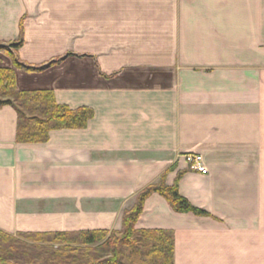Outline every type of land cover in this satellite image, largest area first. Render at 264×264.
<instances>
[{"label":"crops","instance_id":"crops-1","mask_svg":"<svg viewBox=\"0 0 264 264\" xmlns=\"http://www.w3.org/2000/svg\"><path fill=\"white\" fill-rule=\"evenodd\" d=\"M45 1L23 11L21 60H94L16 71V88L51 90L93 115L84 129L17 144V112L0 108V230L22 222L19 207L37 222L30 232L118 231L137 193L183 174L179 195L210 216L176 213L153 194L135 229L171 232L173 264H264V0ZM188 155L207 175L188 171Z\"/></svg>","mask_w":264,"mask_h":264},{"label":"trees","instance_id":"trees-1","mask_svg":"<svg viewBox=\"0 0 264 264\" xmlns=\"http://www.w3.org/2000/svg\"><path fill=\"white\" fill-rule=\"evenodd\" d=\"M22 45L23 41L9 46L0 45V54L10 61V64H6L0 58V108L12 106L17 112L16 143L42 144L48 140L51 131L84 129L92 118V110H71L58 105L51 90H17L16 71L37 73L17 60L15 53ZM153 194L163 197L176 213L207 216L179 195L176 183L169 187L161 178L139 193L136 207L123 217L120 232L56 233L52 234L55 241L45 240L43 235H38L33 245L28 247L0 232V264H173L171 232L135 229L144 202ZM69 236L75 237L69 239ZM44 240L62 245L57 249H47L38 244ZM103 240L100 246L94 247Z\"/></svg>","mask_w":264,"mask_h":264},{"label":"rangeland","instance_id":"rangeland-1","mask_svg":"<svg viewBox=\"0 0 264 264\" xmlns=\"http://www.w3.org/2000/svg\"><path fill=\"white\" fill-rule=\"evenodd\" d=\"M30 1H31V4H30ZM78 1L82 2L83 0H76V3H78ZM44 2H46V1L45 0H0V45L9 46L10 44H15V43H18L20 41H23V45H22V47H23L25 42H26V38H27V34H28L27 33V26L29 24L28 21H29V18H30V16H28L26 14V12H24V14H23V11H24V9L31 8V6L32 7L37 6V8H42ZM49 2H53V1L51 0ZM113 2H114V0H113ZM54 3H55V5L58 3V6L60 5V3H62V5L64 7H68V8H71V6L75 7V0H55ZM62 5H60V6H62ZM46 6H49V5L47 4ZM13 25H14V27H13ZM47 33H50V32H47ZM54 33H55V36H56V35L60 34V31L56 29V30H54ZM54 33L52 32L51 34H54ZM38 34H39L38 31L33 30V34L32 35H33L34 39L38 38ZM64 34L67 35V33H64ZM21 48L15 53V55L17 57V60L22 65L31 67V68H33V69H35L37 71V73H30L32 75H42L43 73H47L49 71L56 70L57 68H60L61 66L66 65L67 62H65V61H68V59L70 61L72 58L79 59L81 61L83 60V61H85L84 63H86V64H87V60H85V59L94 60V57H91L90 55H80V54H77V53H74V52H66V53H63L62 55H60L59 57L58 56L57 57H53V58L47 60L46 62L37 64V65L28 64V63L22 61L21 58H20L19 51L21 50ZM0 58L6 64H10L9 59L5 58V56H3L2 54H0ZM39 69H41V70H39ZM25 74H28V73H25ZM251 164L254 166V168H256L257 166H262L263 165V163L261 161H260V163H258V161H251ZM188 171H190L189 168H188ZM190 172H192V171H190ZM182 175L183 174H178L177 175V178H176V181H175V183L177 184V188H178V182H179L180 178L182 177ZM161 178H163L164 183H165V176H162ZM255 183L257 185V191H258V192H256L257 200H262L263 198L259 197V195L264 196V191L259 192L258 184L259 183H264V182L262 180H259V181L256 180ZM151 185H153V184H151ZM165 185H166V183H165ZM148 186H150V185H148ZM262 188H264V187H262ZM139 193H137V195L135 196V198L133 200V205H132V207H131V209L129 211L133 210L136 207V205H137V196L139 195ZM21 210H23V208H19V207L16 208V215H17L16 219L18 221V220H20L22 218V222L20 221L18 223H15L14 226L11 225V229H9V230H0V232H3L5 234L17 239L19 242L25 244L26 247H28L30 245H33L34 241L36 239H38V235H43V238H45V240L55 241V238L52 237V234L65 233V234L74 235L76 233L83 232V231H75V230H70V231H67V232H63V231L30 232L31 228H33L34 225L37 226V222L35 221L34 223H32L33 226H30V224L26 225L24 223V216L21 213ZM48 210H50V208H48ZM67 210H70V208L66 209V211ZM129 211L127 210V211L124 212V214L122 216V220H123L124 215L126 213H128ZM39 212L40 213L43 212L42 208L35 207V208H32V210H29V213H33V216L35 215V213H39ZM207 216H210V215L207 214ZM207 216H205V217H207ZM63 225L64 226H62V227H65L66 223L63 224ZM73 226H75V225L68 224L66 227H68L70 229ZM121 229H122V225H121ZM120 230H118V231H116V230L107 231V233L110 234L112 232H120ZM92 231H106V230L96 229V230H92ZM108 236L109 235H107V237ZM74 237L75 236H69L68 238L72 239ZM45 240H44V242L42 241V242H39L38 244L41 245L42 247H48L47 249H51V250L52 249H57V248H59V246L62 245V244H60L58 242L50 244L48 241H45ZM105 240H103L99 244L95 245L94 247L100 246ZM72 246L73 247H77V245L76 246L72 245Z\"/></svg>","mask_w":264,"mask_h":264},{"label":"built area","instance_id":"built-area-1","mask_svg":"<svg viewBox=\"0 0 264 264\" xmlns=\"http://www.w3.org/2000/svg\"><path fill=\"white\" fill-rule=\"evenodd\" d=\"M188 168L193 173H198L200 175H207L208 171L203 163V159L199 155H188L186 157Z\"/></svg>","mask_w":264,"mask_h":264}]
</instances>
